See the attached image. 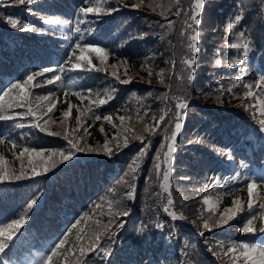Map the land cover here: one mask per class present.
Segmentation results:
<instances>
[{
    "label": "trees",
    "instance_id": "trees-1",
    "mask_svg": "<svg viewBox=\"0 0 264 264\" xmlns=\"http://www.w3.org/2000/svg\"><path fill=\"white\" fill-rule=\"evenodd\" d=\"M20 7L29 15L24 16ZM86 7L101 11L85 15L81 9ZM9 18L19 21L16 29ZM82 21L81 33L76 34ZM192 35L198 37L194 54ZM45 36L50 40L51 71L27 86L35 88L30 106L45 134L35 127L27 134L22 127L33 118L15 116L27 112V97L20 108L13 103L19 90L4 95L13 84L23 83L30 71L10 74L9 82L5 75L0 78V114L13 117L0 121V161L8 162V171L3 163L0 167L8 174L18 175L22 168L28 173L20 181H0V228L12 219H25L12 245L27 250V242L39 243V236H45L49 256L56 252L50 264L109 260L110 264H231L228 248L260 243L258 236L241 235L249 219L255 232L264 227V203L247 211L248 183H256L252 203L257 195L264 197V134L259 131L264 97L256 85L264 86V0L0 2V44L5 55L10 56L5 43L10 42L17 55L20 47H26L31 56V48L41 51L35 39ZM231 43H247V53L243 48L230 49ZM89 44L104 49L103 63L95 52L84 53L92 59L91 67L79 59L77 45ZM189 58L195 59L192 71L186 64ZM3 62L0 57L1 66ZM75 63L81 68L74 69ZM193 73L194 80L189 79ZM68 78L78 83L76 87L64 85ZM180 103L186 109H178ZM177 112L184 116L182 129L176 133L173 155L165 159ZM106 115L112 119L104 120ZM161 115L164 121L159 120ZM66 135L95 151L31 176L29 157L21 156L24 148L43 149L49 155L63 151L68 147ZM105 142L111 156L104 153ZM238 165L244 170L241 180ZM33 199L40 202L34 222ZM236 200L241 211L221 225L224 210L234 207ZM119 209L129 215L117 216L109 225L111 213ZM156 224L162 227L157 230ZM97 237L99 243L89 251L87 245ZM62 239L66 242L57 248Z\"/></svg>",
    "mask_w": 264,
    "mask_h": 264
},
{
    "label": "snow or ice",
    "instance_id": "snow-or-ice-1",
    "mask_svg": "<svg viewBox=\"0 0 264 264\" xmlns=\"http://www.w3.org/2000/svg\"><path fill=\"white\" fill-rule=\"evenodd\" d=\"M0 2H2V0H0ZM37 2V0H12L13 5L16 4H33ZM197 7H199V5H197ZM117 9H111L110 11H116ZM81 11L86 15L88 13H100L101 9L99 7L93 8V7H86L81 9ZM177 15H179V12L177 13ZM193 19H195V22L197 25L200 24V20L196 19L195 14H193ZM237 20L240 19V17H236ZM49 23H52L54 21H48ZM55 22H59V21H55ZM8 23L11 25V27L13 29H16L19 25V21L16 19H12L9 18L8 19ZM25 29L26 30H32V29H28L27 25H25ZM77 32H79V28H77ZM241 36H243V33H241ZM197 35H192L191 36V52L194 54L197 51ZM228 47L230 49H241L243 48V50L245 51V53H247L248 51V47L249 45L247 43H244L243 45H241L240 43H231L228 45ZM77 48L80 49L81 51V55L79 57L80 60H86L87 61V65L89 67L92 66V59L90 58V56H86L84 55V53H92L95 52L98 54L99 59L101 60V62L103 63L104 60H106V56L103 54L104 53V49L101 47H95L91 44L87 45L86 47H82L81 45H77ZM237 64H240L241 61L237 60L236 61ZM186 64L189 66V70L192 71L194 69V65H195V59L194 58H189L186 61ZM72 67L74 69H79L81 68V64L80 63H75L72 65ZM45 71H51V69H45ZM115 76V72L112 73ZM43 75V73H33L31 75L27 76V79L23 82V83H16L13 84L12 87L8 90V92H5L4 95L5 96H9L11 92L13 91H17V95L16 97L13 99V103L16 104L17 107L23 108L25 106V99L28 95L26 89L27 86L34 80V78L36 76H40ZM189 79L194 80V73L193 75L188 77ZM117 79H119L117 77ZM262 80H264V77L261 78ZM47 83L51 84L53 83L52 80L47 81ZM122 83H128V81H122ZM249 88H251V85L248 86ZM248 96H253V93L251 91L247 92ZM2 99V98H0ZM105 103L104 100L100 101V104L103 105ZM11 107V105H10ZM178 109L180 110H184L186 109L187 105L185 103H180L176 106ZM52 110L51 106L48 108V111L50 112ZM65 116L69 115V112H65L64 113ZM166 115V114H165ZM165 115H161L159 117L160 121H164L165 120ZM260 115L262 117H264V100L260 101ZM15 116L18 117H24V116H28L34 119H39L37 112L35 110H33L31 107L28 108L27 112H17L15 113ZM13 117L12 116H6V115H2L0 114V121H6V120H12ZM97 120L100 119L99 116L96 117ZM104 120L106 121H110L112 119L111 116H104L103 117ZM121 121L124 120V117H120ZM184 119V116L181 115L180 112L176 113V123H175V132H173L172 134V141L173 143H169L167 145V154L165 156V159H167L168 157H171L174 153V142L176 140V133L180 132L182 129V124L180 121H182ZM77 120L79 121V117H77ZM35 128L40 129L41 132H45L46 129L41 127V125L39 123H35L34 124ZM101 131H103V128H101ZM259 131L264 134V119H260L259 121ZM63 139L67 142L68 147L65 148L63 151H55L53 150L51 152V154L49 155L47 152H45L43 149L41 150H37L36 148H24L23 152L21 153V156H25L27 155L29 157L28 159V164H29V169H30V174L31 176H37L38 174H46L49 173L52 169H57V165L59 164H63L64 162H68L71 161L73 159V157H75L77 154H81L84 153L85 151L88 152H94L95 149L92 148H85L84 145H78L77 142H75L73 139L69 138V136H64ZM117 139H119V137H117ZM134 139L138 140V141H143V137L142 136H135ZM14 143V142H13ZM127 142H125V146H126ZM145 149H141V155L144 154ZM104 153L108 154L109 156L112 155L111 149L108 147V143L105 142L104 144ZM59 157V161H57L54 157ZM33 159L38 160L37 163H33ZM47 161H51L50 163H47ZM0 163H2V161H0ZM155 167L157 169H159L160 165L158 163L155 164ZM38 169L40 170L38 173ZM134 171V170H133ZM28 176V173L25 172L22 168L20 174H8L6 173L2 167H0V181H6V180H12V181H20L23 179H26ZM168 173L165 172L164 174V180L165 182L168 181ZM256 187V183L253 180L252 182L248 183L247 185V189H248V194H249V199H248V208L252 209L253 207V203H252V192L253 189ZM128 196L132 197L133 196V192L129 191L128 192ZM37 203V201L35 199L32 200L31 205H35ZM234 203V207H230L224 210V213L222 214L223 219L221 221V225H225L228 224V222L230 220H232L233 218L236 217L237 212L241 211V207H240V201L236 200L233 201ZM168 204L171 205L172 204V200L169 199L168 200ZM209 207H212L211 204H209ZM168 209L165 208V212H167ZM113 219H111L109 221V225L116 223L115 217L119 216V217H124L129 215V212L127 210H123V209H119L116 212L111 213ZM169 215L173 218L176 219V215L175 212H171L169 213ZM25 223V219L24 217H21L20 219H12L10 224H7L6 227L0 228V264H10L9 259H5V257H8L9 252L11 250L12 244L15 243L14 237H17V233L19 231H21V225H23ZM109 225H104L102 226L103 228L107 229ZM75 227V225H74ZM120 227H123V225H120ZM155 227L157 228V230H159L162 225L160 224H156ZM204 228L208 229L209 228V223L208 221L204 222ZM243 231L245 233H254L256 231V229L253 227V220L249 219L247 221V225L244 227ZM259 232L260 233H264V227L259 228ZM139 235V234H138ZM140 238L142 239H146V238H150L148 236H140ZM66 242V239H62L60 240L59 244L56 245L57 248H60L61 245H63ZM99 243V237H97L96 239H93L88 245V250L92 251L93 249L96 248L97 244ZM81 251L83 252V249H81ZM101 251H105V250H101ZM237 252L239 253V255H237ZM228 253H231V264H264V246H258L256 244H252L249 245L247 243L243 244L242 246H233L228 248ZM228 253H225L226 255ZM56 252L55 250L52 253V256H55ZM105 255L107 258V253L105 251ZM52 256H48L47 257V261L50 262L52 261ZM107 264H110V260L107 262ZM149 264H151V262H149Z\"/></svg>",
    "mask_w": 264,
    "mask_h": 264
},
{
    "label": "rangeland",
    "instance_id": "rangeland-1",
    "mask_svg": "<svg viewBox=\"0 0 264 264\" xmlns=\"http://www.w3.org/2000/svg\"><path fill=\"white\" fill-rule=\"evenodd\" d=\"M75 84H73L72 86H74Z\"/></svg>",
    "mask_w": 264,
    "mask_h": 264
}]
</instances>
